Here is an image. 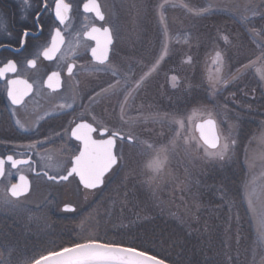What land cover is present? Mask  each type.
Segmentation results:
<instances>
[{
	"label": "rangeland",
	"instance_id": "obj_1",
	"mask_svg": "<svg viewBox=\"0 0 264 264\" xmlns=\"http://www.w3.org/2000/svg\"><path fill=\"white\" fill-rule=\"evenodd\" d=\"M218 14L230 16L248 31L247 39L240 38L238 33L239 52L234 50L232 57L222 47V43L224 48L231 43L229 33L219 29L216 37H212L208 30L206 33L200 30L205 16ZM113 19L114 44L109 62L94 64L85 57L78 66L80 69L66 82L65 92L53 97L50 104L57 111H73L78 119L89 118L100 128L121 131L125 136L131 134V141L118 140L119 163L109 179L117 178V181L112 184L108 197H102L101 192L84 190L75 179H70L65 183H50L44 197L41 192L44 190L36 189L17 201L3 191L9 182L5 179L0 184L1 214L10 215L18 222H28L25 223L28 225L22 224L26 231L22 228L12 236L13 248L15 244L16 249L28 247L29 242L35 245L31 235L40 234L39 230L50 225L46 226L49 219H44L45 212L38 208L47 206L55 213L65 204L86 207L85 212L73 215L76 225L70 232L74 240L78 243L101 242L108 237L110 240L113 234L109 233L115 225L131 219L138 208L158 206L157 197L183 195L190 190L191 181L209 172L207 168L221 165V159L208 155L218 149L211 150L202 143L196 131L198 122L213 118L218 125L220 143L225 138L235 140L223 159L230 160L237 146L242 118L232 106L236 102L233 95L236 91L232 90L240 88L246 96L255 90L264 94V0H115ZM212 25L209 23L207 27ZM218 28L235 27L224 22ZM249 49L254 53L252 58L246 55ZM242 60L248 63L234 71L231 61ZM167 62L170 64L166 65ZM106 69H115V74ZM248 82L255 84L248 87ZM202 87L211 105H182L188 92L191 94L192 90ZM228 87L231 94L224 93ZM221 97L229 99L226 104ZM69 104L71 107H59ZM236 107L242 108L239 102ZM28 111L29 108L20 109L19 113L24 117ZM24 122L32 127L38 120L31 115ZM50 151L52 164H57L51 170L58 175L71 165L78 146L67 133V141L52 146ZM242 154L246 174L240 193L225 187L231 209L228 206L220 213L226 223L225 250L228 254L234 249V241L242 239L237 235V224L246 220L252 241L238 248L237 260L240 264H264V235L259 227V218L264 214V120L258 122V129L244 145ZM157 160L159 168L155 166ZM129 189L137 192L130 193ZM182 199L184 208L191 211L187 197ZM193 207L198 206L195 203ZM178 211L182 213L181 209ZM142 213L139 210L138 215ZM2 251L7 252L0 244V264H28L32 260L29 255L11 256Z\"/></svg>",
	"mask_w": 264,
	"mask_h": 264
},
{
	"label": "flooded vegetation",
	"instance_id": "obj_2",
	"mask_svg": "<svg viewBox=\"0 0 264 264\" xmlns=\"http://www.w3.org/2000/svg\"><path fill=\"white\" fill-rule=\"evenodd\" d=\"M87 2L88 0H65V3L71 5V9L66 14L65 23L60 24L54 15L55 0H0V68L9 61H15L17 66L16 72H8L4 77H0V159L5 161L4 175L0 178V184L8 178L9 182L3 191H6L8 196L14 200L24 199L33 194L36 189H43L44 191L41 192L44 197L48 185L52 182L58 183L48 180L44 173L57 177L66 174L72 165L73 158L80 151V143L70 137L71 142L78 146V152L72 157L71 165L66 171L63 170L64 172L62 171V174L58 173V175L53 174L51 168H55L57 164H52L50 150L52 146H60L67 141L68 129L74 126L71 121L79 119L76 118L73 111H57L50 103L53 97L63 93L66 82L80 69L78 66L85 57L94 64H98L91 58V48L95 46V42L87 36V33L93 27H110L112 35H114L115 0H98L105 16L104 21H100L95 13L84 11V4ZM45 4H47L46 8ZM36 17L39 19L37 20ZM40 26H42V30ZM57 27L61 30L63 45L60 51L54 55V59L47 60L43 56V52L51 47L52 38L55 35L54 30ZM25 29L29 31L30 35L22 44V39H25L23 37ZM111 53L112 50L110 58ZM32 59L36 60L35 67L28 63ZM73 64L75 65L73 74L69 76L67 68ZM54 71L60 73L61 82L59 85L61 88L58 90L47 86L48 76ZM12 80H27L32 85L30 95L20 105L13 104L8 96L11 87L18 88L20 86V84L13 86L10 83ZM53 83L55 84V80ZM27 108H29L28 115L22 117L19 113L20 109L26 111ZM31 115L36 116L38 120V123L32 127L24 122ZM85 120L92 123L94 127L100 128L93 120L89 118H85ZM93 137L94 139L106 138L100 136L99 132L93 133ZM32 144H35L34 148L29 147ZM9 155L16 160H29V163L12 167L11 162L7 160ZM20 176L29 180L30 191L27 195L15 199L9 194V190L13 184L18 183ZM65 205L55 213L60 216H73L82 213L85 208L81 209L77 205H71L75 211L69 212L63 210ZM38 210L45 212L44 219H49V215L52 213V209L47 206L40 207ZM1 213L0 232L3 233L2 231L6 230L3 233L6 235L5 237L14 235L21 231L24 225H28L25 224L28 222L23 220L17 222L24 225L18 224L14 227L10 220L18 219ZM23 231H26V228H23ZM0 244L9 255L20 257L30 255L31 251H34V246L31 244L30 248L23 245L22 249H16L17 244H15V248L10 243L7 245L0 242Z\"/></svg>",
	"mask_w": 264,
	"mask_h": 264
},
{
	"label": "trees",
	"instance_id": "obj_3",
	"mask_svg": "<svg viewBox=\"0 0 264 264\" xmlns=\"http://www.w3.org/2000/svg\"><path fill=\"white\" fill-rule=\"evenodd\" d=\"M224 22L225 24L233 23L235 28H218ZM203 23H205V28H203ZM209 23H214V25L211 28L207 27ZM240 26L241 24L230 16L218 14L205 16V19L201 21L200 30L202 33L203 31L206 33V30H208L212 37H216V31L219 29L224 33H229L231 43L225 45V48L224 43H222V47L224 51H227L226 54H230L232 57L234 50L239 52L236 44V42L240 41L236 40L239 39L238 33L241 34L240 38L242 39L249 37L246 28H241ZM249 28L254 27L249 25ZM235 29L239 31L236 32ZM196 34L201 43L202 37L197 32ZM262 35L264 36V31ZM201 44L204 45V43ZM243 53L245 54V51ZM246 55L252 58L254 53L249 49L246 51ZM246 63L248 62L244 60L231 61L236 72L242 69ZM167 64H170V62H167ZM254 84L253 82L247 83L248 87H252ZM232 91H236L233 92L236 102H233L232 106L240 113L242 118L240 119L237 146L230 160H221L220 166L210 167L212 170L207 168L209 172L202 173L201 179L199 177L196 178L197 180L195 179V182L191 181L190 190L183 192V195L180 193H176L178 194L176 197L163 195L166 198L157 197L158 206L152 207V209L146 208V210L138 208L132 213L131 219L126 218L122 220V225H115L114 231L109 233V235L113 234V238L110 240V237L104 238L101 240L102 243L134 247L150 255H155L169 264H240V260L238 262L235 253H238V248L246 246L247 242L252 241L250 226L246 220H241V223L237 224V235L240 234L242 239H236L234 241V249L232 248L227 254L224 238L226 223L220 213L226 211L229 206V202L227 203L228 192H226L225 187H230L231 191L240 193L241 184L246 174L242 161L243 147L258 129V122L264 120V94L260 93L259 90H255L252 95L250 94L251 96H246V93L242 92L240 88H234ZM224 93L231 94L230 87L225 89ZM221 98L224 104L229 100L226 97ZM182 102V105L187 104L189 107L196 103L197 105L200 103L212 104L204 88L194 89L191 94L188 92L183 97ZM237 102L241 104V109L236 107ZM176 104L178 105V102ZM111 175L106 179L103 188L94 191V193L97 192L98 194L101 192L102 197L109 196L112 184L117 181V178L109 180ZM129 192L137 191L129 189ZM181 197H187L186 201H189L191 211L184 208L185 202ZM159 201H161V204H159ZM191 201H194L198 207H193L195 203ZM229 207L231 209V206ZM179 209L182 210L183 214L178 211ZM139 210L143 211L142 215H138ZM85 211L86 207L83 212ZM241 214H243L242 210ZM49 219L46 222V226L50 223L49 226L39 230L40 234H33L30 237L32 238V244H35L32 245L34 246V251H31L32 254L29 255L32 258L30 263L49 252L59 251L64 247H70L78 243L73 239V233L70 232L73 229L72 227L76 225L75 216H60L56 213H51ZM10 222H12L11 225L14 227L18 224L22 226L21 223L15 220H10ZM2 232L4 233L6 230ZM1 236L3 234L0 232ZM5 236L0 241L9 245L8 243L13 241V235ZM28 248H30V242ZM4 253L9 255L8 252Z\"/></svg>",
	"mask_w": 264,
	"mask_h": 264
},
{
	"label": "snow or ice",
	"instance_id": "obj_4",
	"mask_svg": "<svg viewBox=\"0 0 264 264\" xmlns=\"http://www.w3.org/2000/svg\"><path fill=\"white\" fill-rule=\"evenodd\" d=\"M45 8L47 4L44 5ZM71 9V5L65 3V0H55L54 15L56 20L60 24H64L66 21V14ZM85 12H93L100 21L105 20L104 13L101 10V5L98 0H88L84 4ZM38 20L39 17H36ZM41 30H42V26ZM55 35L52 38V46L47 48L43 52V56L47 60L54 59V54L59 51V46L63 44V36L59 27L54 30ZM30 35L29 31L25 29L21 43L26 42V38ZM87 36L96 41V46L91 48V57L94 58L100 65H105L109 61V53L113 45L112 29L110 27H93ZM218 58H219V54ZM32 67L36 66V60L32 59L28 61ZM75 65H71L67 68V74L71 76L73 74V68ZM17 66L15 61H9L4 67L0 68V77H4L8 72H16ZM110 70L115 74V69ZM55 80V84L53 81ZM60 73L52 72L48 76L47 86L49 88H55L59 85ZM10 83L15 86L17 84L23 85L22 90L12 88L8 91V96L11 98L13 104L23 103V96L27 95L32 85L27 80H12ZM227 83V81H224ZM71 107V105H59L60 108ZM181 123L182 126V122ZM74 125L68 129L70 137H74L75 140L80 141L82 144V150L78 155L74 157L73 166L66 171V174L59 177L52 175L47 176L50 181H56L58 178L63 181H67L69 177H78L79 183L87 190H95L101 188L105 184V176L111 172L118 164V156L114 151L117 139L131 140L132 136L129 133L125 136L121 131H111L107 127L97 128L92 123H89L82 116L80 119L71 121ZM211 128L212 135L209 138L204 134V129ZM216 122L212 119H208L205 124L200 125L201 134L204 137L205 143L210 144L213 149H218L215 152H209L208 155L212 157H218L223 160L230 150V144H235V140L229 141L227 138L224 142L220 143V136L215 133ZM99 132V135L106 137L103 139H94L93 133ZM30 148H34L35 144L29 145ZM30 159V158H29ZM7 160L11 162L12 167H16L18 164L29 163V160H16L11 155L7 157ZM4 160L0 159V176L4 175ZM157 168L160 166V161H156ZM20 182L11 186V195L13 197H20L25 195L29 190V182L24 176H20ZM249 195V204H251V193ZM64 211H75L71 205H65ZM259 227L261 235H264V214L259 218ZM34 264H165L163 259H158L155 255H149L145 251H140L134 247H125L118 244L102 243L96 240H88L83 243H76L72 247H64L60 251L49 252L45 256H41L34 261Z\"/></svg>",
	"mask_w": 264,
	"mask_h": 264
},
{
	"label": "water",
	"instance_id": "obj_5",
	"mask_svg": "<svg viewBox=\"0 0 264 264\" xmlns=\"http://www.w3.org/2000/svg\"><path fill=\"white\" fill-rule=\"evenodd\" d=\"M94 41V40H93ZM95 42V46H96V41H94ZM62 45L63 44H61L60 46H59V51H60V49H61V47H62ZM52 46V45H51ZM94 46V47H95ZM58 51V52H59ZM58 52H56L54 55H56ZM111 52V51H110ZM90 55H91V53H90ZM109 57H110V53H109ZM92 58V57H91ZM92 60L95 62V63H98L99 64V62H97L94 58H92ZM107 63V62H106ZM57 90L58 89H60L61 88V86L60 85H58L57 87H55ZM11 89H12V87H11ZM16 89H18V90H22L23 89V86L22 85H20V86H18V88H16ZM32 90V89H31ZM30 93H31V91L27 94V95H24L23 96V100L25 99V98H27L29 95H30ZM22 104V103H21ZM15 105H20V104H15ZM208 119H212V118H208ZM208 119H205L204 121H200V122H198L197 123V125H196V131H197V133H198V135H199V138H200V140L202 141V143L207 147V148H209V149H211V150H215V149H213L211 146H210V144H207V143H205V140H204V137L202 136V134H201V129H200V125L201 124H205L206 123V121L208 120ZM212 120H214V119H212ZM215 121V120H214ZM216 122V121H215ZM212 129L211 128H208V127H206L205 129H204V134L205 135H207L209 138H211V135H212ZM215 133L219 136V132H218V127H217V123H216V127H215ZM73 140H75V138L74 137H71ZM94 138V137H93ZM75 141H77V140H75ZM131 141V140H130ZM77 142H79L80 143V151L82 150V144H81V142L80 141H77ZM116 147H117V141H116V146H115V149H114V151L116 152ZM79 151V152H80ZM79 154V153H78ZM5 162V161H4ZM73 164H74V158H73V160H72V165H71V167L73 166ZM4 165H5V163H4ZM118 165V164H117ZM116 165V166H117ZM115 166V167H116ZM70 167V168H71ZM69 168V169H70ZM113 171V170H112ZM111 171V172H112ZM111 172H109V173H107L106 174V176H105V179H106V177L111 173ZM75 177V176H74ZM0 178H1V176H0ZM20 178V177H19ZM26 178V177H25ZM71 177H69V179H70ZM27 179V178H26ZM68 179V180H69ZM76 179L78 180V182H79V178L78 177H76ZM67 180V181H68ZM27 181L29 182V180L27 179ZM61 181H63V180H60L59 178L56 180V182H61ZM20 182V179L18 180V183ZM80 184V183H79ZM30 185V184H29ZM80 186L83 188V186L80 184ZM103 187V186H102ZM101 187V188H102ZM84 189V188H83ZM98 189H100V188H98ZM85 190H87V189H85ZM95 190H97V189H95ZM29 191H30V187H29V190L27 191V193L25 194V195H27L28 193H29ZM90 191H94V190H90ZM9 194L11 195V188H10V190H9ZM12 196V195H11ZM22 196H24V195H22ZM13 197V196H12ZM21 197V196H20ZM13 198H19V197H13ZM150 255V254H149ZM159 259V258H158ZM31 264H34V262L33 263H31ZM165 264H169V263H167V262H165Z\"/></svg>",
	"mask_w": 264,
	"mask_h": 264
}]
</instances>
